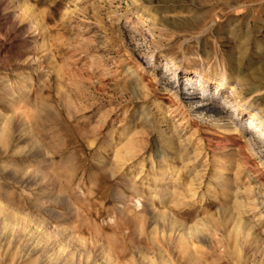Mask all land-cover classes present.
<instances>
[{
    "label": "rangeland",
    "instance_id": "374dc122",
    "mask_svg": "<svg viewBox=\"0 0 264 264\" xmlns=\"http://www.w3.org/2000/svg\"><path fill=\"white\" fill-rule=\"evenodd\" d=\"M199 71L264 107V0H0V264H264V128L165 90Z\"/></svg>",
    "mask_w": 264,
    "mask_h": 264
},
{
    "label": "bare ground",
    "instance_id": "6f19581e",
    "mask_svg": "<svg viewBox=\"0 0 264 264\" xmlns=\"http://www.w3.org/2000/svg\"><path fill=\"white\" fill-rule=\"evenodd\" d=\"M135 2H138V0H135ZM139 60L143 66L150 64V61L148 60V58L140 57ZM179 74H177V76H179ZM241 75H242L241 76L242 81H240V79H236V81H235L236 86L235 87L233 85H230V86L228 85L226 76H223L220 79L216 78L217 81H216V85H215L213 92H211L210 89L206 85L202 86V83H201V81L203 79L202 71L197 72V74L196 73L195 74H187L186 80H185L186 87L182 91H180V89H179L181 78L173 77L172 74L170 75L169 73H164V72H162L161 77L165 78V80L167 81V83L165 84V90L173 93V95L177 99L179 105H181V106L188 105L189 109H190L189 110L190 113H193L197 117H201V118L206 113L209 114L210 116H217V118L215 117L216 119H214V123H216V125H217L216 127L226 129L229 131V133H230V131H244L245 132L244 137L246 139H248L253 134L254 129H257V131H258L260 127L264 128V107L260 106L259 98L257 99V97H259L261 95V93H259L260 86H259V88L256 86H251V87H248L247 89H244L242 87V84H244V86L247 85L249 80H248L247 75H243L242 72H241ZM200 85H201V87H200ZM226 87L230 88L231 93L233 92V95H236V97L238 99L231 97L230 94H222V92H223L222 90ZM174 88H177V90L173 91ZM253 91L255 92V94L253 96L249 97L248 93L249 92L253 93ZM221 95H222V98H221ZM228 98H230L229 101L225 100ZM233 98H234V101L236 102V105H231V106H233V110L228 111L227 105H228V103L233 102L232 101ZM177 105L175 106V104H172L173 109L178 108L179 106H177ZM1 114H3V113H1ZM7 116L8 115L6 114L5 117L7 118ZM5 117H3V119H6ZM5 121L6 120H4L3 122H5ZM246 125H248V127ZM6 129L7 128L4 127V123L0 122V139L5 137V134H7L6 131H8V130H6ZM260 161L264 165V157H261ZM260 161H259V163H260ZM220 166L221 165H219V167ZM256 175L257 174L250 172L248 176L250 178H254ZM251 189L253 190V187H251ZM260 196H263V194L260 193L258 197H260ZM260 204H261V207L263 209L262 215L264 217V201H261ZM256 208H259V207H256ZM259 218H260V215H259ZM259 218L257 217V219H259ZM9 219L10 218L5 219V224L9 223ZM254 221L258 222V220H256V219H254ZM239 223H240V221H239ZM240 226H245V225L240 223ZM249 227L255 229L256 226L249 225ZM263 233H264V228H263ZM182 239L185 241V238H182ZM63 258H64L63 255L57 251V252H54V254L50 257V260H52V261L61 260ZM165 262H166V260H165Z\"/></svg>",
    "mask_w": 264,
    "mask_h": 264
}]
</instances>
